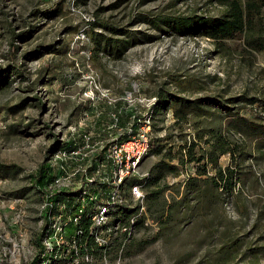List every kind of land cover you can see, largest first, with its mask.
<instances>
[{"label": "rangeland", "instance_id": "obj_1", "mask_svg": "<svg viewBox=\"0 0 264 264\" xmlns=\"http://www.w3.org/2000/svg\"><path fill=\"white\" fill-rule=\"evenodd\" d=\"M221 11L212 0H0V66L19 71L0 90V163L15 165L13 173L0 174V264H29L37 254L45 218L30 175L45 157L48 161L55 141H77L85 131L96 134L108 123L109 113L143 109L138 100L157 91L222 99L245 93L264 100V50L246 45L243 34L217 45L203 35H177L138 19L140 14ZM261 16L258 24L264 27ZM92 20L125 33L91 27ZM91 29L124 41L134 36L136 42L120 58L96 54ZM129 92L133 101L120 99ZM227 104L264 124L258 102ZM154 118L153 136H169L172 149L184 139H196L199 129L225 123L224 118L193 114L177 122L170 107ZM244 147L254 151L250 140ZM157 159L148 153L141 171L149 172ZM228 162V155L219 158L222 165ZM241 163L249 172L240 199L224 201L221 209L190 211L185 219L164 226L149 219L130 234L134 243L144 241L141 247L122 239L110 246L100 264H208L229 235L242 241L233 262L247 263L243 251L264 245V159L248 155ZM193 168L192 163L181 167L190 173ZM172 176L165 178L166 199L182 190L179 178L172 181ZM257 262L264 264V253Z\"/></svg>", "mask_w": 264, "mask_h": 264}, {"label": "trees", "instance_id": "obj_2", "mask_svg": "<svg viewBox=\"0 0 264 264\" xmlns=\"http://www.w3.org/2000/svg\"><path fill=\"white\" fill-rule=\"evenodd\" d=\"M222 7L219 15L196 14H169L160 13L154 16L139 15L138 19L147 22L154 28H158L177 35H203L216 43H223L227 39H232L239 34H243L245 44L255 50H264V27L258 24L262 20L264 13V0H212ZM91 27L98 25L107 30L115 32H124L123 29L114 27L108 23L97 20L89 21ZM259 25V26H258ZM257 26V28H256ZM91 39L93 42L94 52L111 54L113 58H120L127 46L133 45L136 41L134 36L129 34V41L117 37L106 36L102 32L91 29ZM130 33V32H129ZM133 33V32H132ZM19 73L17 69H9L0 66V90L10 84L12 78ZM155 103L153 104L150 115L155 119V115L167 108H172L175 121H186L188 115L195 116H212L213 119L221 121L224 118V127L216 125L215 127H206L199 129L195 138L191 140L184 139L177 144L175 149L168 143L169 136H153L149 153H154L158 159L150 167L148 174L140 179H133V182L141 183L145 192V210L138 216L133 224V230L144 225L147 216L159 226L166 225L169 221L183 220L189 216L188 212L195 211L200 213L205 208H220L224 201L234 202L236 198L240 199L244 191L245 175L249 172L248 167L242 165L241 161L245 160L248 155L254 158L264 159V124L256 122L253 117L241 113L237 105H228L227 102L245 101L250 105L258 102L264 109V100L257 96H248L242 93L235 97L222 99L217 95H203L195 98H187L175 93L157 91ZM213 105L218 109H210ZM220 110V111H217ZM126 117V114L123 115ZM123 121L126 118H121ZM154 134V133H153ZM250 140L253 144L254 151L248 153L245 151V142ZM203 144H202V143ZM74 146V141L68 142L55 141L48 149L52 152L56 149H70ZM228 155L229 162L225 165L219 163V158ZM43 161L38 169L30 175L34 182L35 190L39 200L51 202H64L66 207L72 208L75 196L78 190L56 191L47 197L43 186L52 179V167L49 162ZM186 163L193 164V171L189 173L187 179L182 185V190H176V195H170L169 199L165 198L164 191L168 188L165 182L167 175L175 177L179 170ZM14 164H1L0 174L13 173ZM74 197V198H73ZM56 206H54L55 208ZM122 212L119 218L123 224L127 223L130 216L134 215L137 207L121 208ZM191 213V212H190ZM188 214V215H187ZM117 218V214H114ZM89 219L82 218L79 224H69L70 230L78 226L84 229L83 235L78 240L81 253H91L93 255L92 264H100L99 260L106 256L109 248L104 251L103 247L94 243L92 237L88 235ZM47 221L42 227H46ZM125 232H118L112 240V244L120 245L122 239H129ZM225 234V233H223ZM241 240L238 237H230L221 241L220 245L211 256L208 264H241L239 261L233 262L234 257L241 247ZM36 243L40 246V241ZM144 241H132L129 239V245L136 244L139 248ZM110 245V246H111ZM135 246V248H137ZM246 250L248 255L246 254ZM244 252L248 257L245 264H258L259 254L264 253V245L259 247H248ZM244 256V257H245ZM38 261V254L34 256L29 264ZM75 264H87L84 261H78Z\"/></svg>", "mask_w": 264, "mask_h": 264}, {"label": "built area", "instance_id": "obj_3", "mask_svg": "<svg viewBox=\"0 0 264 264\" xmlns=\"http://www.w3.org/2000/svg\"><path fill=\"white\" fill-rule=\"evenodd\" d=\"M120 99L133 101L130 92ZM155 100V96L142 97L138 103L143 109L134 106L129 115L125 113L126 117L120 108L112 111L108 123H102L96 134L85 131L80 133L77 141L67 138L66 142L74 141L73 147L51 152L48 162L53 176L43 186L47 197L62 190H78L79 193L71 209L61 201L52 203L49 198L42 201L47 225L40 236L38 261L34 264H75L80 260L92 264L93 255L81 253L78 245L84 229L68 228L69 224H79L83 217L90 221L88 235L105 251L118 232L129 236L135 219L143 213L146 215L144 188L133 179L148 174L141 171L140 165L152 144L154 119L150 111ZM189 173L187 169H180L172 181L179 178L183 185ZM126 207L138 208L130 216V226L129 218L123 224L118 217L121 208ZM148 222L146 216L144 223Z\"/></svg>", "mask_w": 264, "mask_h": 264}]
</instances>
